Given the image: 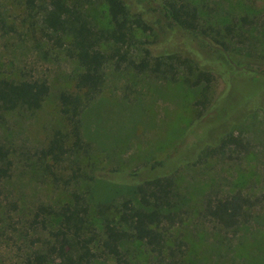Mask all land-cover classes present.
I'll use <instances>...</instances> for the list:
<instances>
[{"label":"rangeland","instance_id":"374dc122","mask_svg":"<svg viewBox=\"0 0 264 264\" xmlns=\"http://www.w3.org/2000/svg\"><path fill=\"white\" fill-rule=\"evenodd\" d=\"M189 1L205 23L223 34L232 29L226 35L233 41L230 50L250 59L264 57V0ZM85 9L96 30L109 32L104 0H94ZM46 35L39 20L28 17L23 0H0V77L46 79L50 88L38 111L0 114V146L12 162L10 175L0 181V264H42L35 256L44 253V247L35 239L47 233L29 227L40 205L57 208L69 202L72 192L88 191L95 216L100 206L133 199V185L110 178L162 159L178 145L183 151L191 149L210 127L205 119L194 127L196 88L181 75L167 80L130 69L127 60H138V49L110 40L104 47L111 56L104 67L105 83L81 115V140L76 145L70 136L60 158H41L39 151L69 130L58 97L72 90L79 73L67 44L59 47ZM134 37L138 43L155 41L140 31ZM169 38H160L155 49H167ZM245 80L228 82L226 89L223 79L216 78L210 98L230 101L233 95H243ZM226 125L242 146L230 144L215 152L206 148L195 163L174 174L171 210L179 216L167 244L181 264H264V105L238 109ZM235 192L260 199L250 208V219L230 229L209 221L206 203ZM103 214L113 216L106 209ZM124 250L128 264H158L156 255L139 242L128 243ZM94 264L115 262L99 258Z\"/></svg>","mask_w":264,"mask_h":264},{"label":"trees","instance_id":"16d2710c","mask_svg":"<svg viewBox=\"0 0 264 264\" xmlns=\"http://www.w3.org/2000/svg\"><path fill=\"white\" fill-rule=\"evenodd\" d=\"M93 1L23 0L28 17L37 18L46 36L59 47L67 44L65 50L79 68L72 90L63 91L58 97L60 113L69 130L65 135L60 134L62 138L54 137L49 141L46 148L39 151L40 157L60 158L67 151L64 144L70 136L75 138L76 145L81 140V115L105 83L104 67L111 56L104 47L110 40L138 49L140 58L127 60L130 69L167 80L181 75L186 83L196 88L194 127L202 119L210 127L207 134L201 135L204 139H198L191 149L183 151L178 145L162 159L110 178L133 185V199H126L117 206H100L95 216L91 215L88 191L72 192L69 202L57 208L40 205L29 227L47 235L35 239L44 247V253H36L35 261L94 264L101 258L114 260L115 264H128L125 245L139 242L156 255L158 264H181L167 244L171 226L179 216L171 210L174 174L181 166L195 163L206 148L215 152L226 145H243L240 139L226 131V123L238 109L264 105V57L250 59L230 50L233 41L227 40L226 35L232 29L226 28L223 34L216 26L205 23L198 8L189 0H104L111 25L109 32L94 28L85 9ZM136 31L150 34L155 41L136 42ZM174 37L185 39L186 46L173 40ZM160 38H169L167 41L172 44L167 49L157 50ZM188 43L193 46L187 47ZM218 77L223 79L226 89L228 82L245 78L243 95H233L235 98L230 101L223 98L214 102L210 92ZM49 89L46 79L0 77V114L38 111ZM216 131L221 133L218 135ZM203 143L207 144L202 148ZM11 165L8 150L0 146V181L10 175ZM257 203L260 199L235 192L208 201L205 214L220 227L235 228L250 219L249 210ZM104 209L112 211L113 216H105ZM164 250L167 253L164 254Z\"/></svg>","mask_w":264,"mask_h":264}]
</instances>
